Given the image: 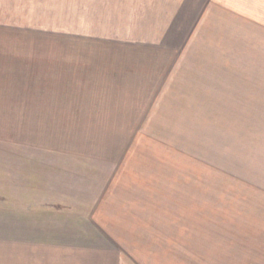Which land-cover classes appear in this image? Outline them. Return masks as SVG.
Listing matches in <instances>:
<instances>
[{
	"label": "rangeland",
	"instance_id": "374dc122",
	"mask_svg": "<svg viewBox=\"0 0 264 264\" xmlns=\"http://www.w3.org/2000/svg\"><path fill=\"white\" fill-rule=\"evenodd\" d=\"M206 1L6 2L10 9L13 4L22 5L14 16L20 25L27 23L30 13L32 39L55 40L65 33L63 39L69 41L71 52H80L86 45L105 54H123L125 48L117 47L118 42H106L117 39L123 43L129 39L131 44L188 38L206 45L211 39L213 45L222 41V46L196 50L201 49L199 55L212 51L214 60H223V71L228 73L225 95H199L214 81L186 79L179 96H166L163 104L154 105L146 126L134 137L123 167H118L124 169L125 165L127 171L122 184L135 190L125 197L156 200L160 213L152 217L154 225L134 221L130 228V223L125 239L107 244L101 240L102 245L117 250L122 264H264V0H244L252 7L247 5L250 15H245L243 23L240 17L239 21L230 17L231 12L221 15L214 10L206 24L202 19L192 28ZM232 1L240 6V0ZM141 6L148 7L142 11L143 24L137 18ZM14 17L6 15L5 19ZM151 20L161 21L160 26L169 31L157 32L158 26ZM216 66L213 64L214 71ZM214 88H218L215 83ZM20 157L22 172L31 171L32 153L21 151ZM36 157L41 166H59L56 157L51 161L39 154ZM76 164L70 167L85 171L84 177L75 176L84 180L79 185L93 197L118 169ZM23 173L19 190L5 195L0 264H32V186L30 190L28 173ZM137 217L142 219L141 214ZM58 236L46 243L77 250L98 242L71 231Z\"/></svg>",
	"mask_w": 264,
	"mask_h": 264
},
{
	"label": "crops",
	"instance_id": "0c3cea01",
	"mask_svg": "<svg viewBox=\"0 0 264 264\" xmlns=\"http://www.w3.org/2000/svg\"><path fill=\"white\" fill-rule=\"evenodd\" d=\"M7 1L0 0V223L4 222L6 192L19 190L26 172L29 189L32 186V264H122L117 250L102 245L101 240L107 244L125 239L130 223V228L134 221L154 225L152 217L160 214L154 199L125 197V193L135 191L122 184L127 171L125 165L121 169L132 151L134 137L146 126L154 105L163 104L166 96H179L186 79L214 81L196 92L199 95H225L228 73L223 71V60H214L212 51L199 55L202 48L207 51L222 46V41L213 45L211 39L208 45H199L188 38L131 44L129 39L124 43L117 39L106 42H118L117 47L125 48L123 54H105L86 45L80 52H71L69 41L63 39L65 33L55 40L32 39L30 13L27 23L20 25L14 16L22 5L15 6L12 1L14 9H10ZM249 4L252 7L244 0L240 6L230 0H207L192 28L202 19L206 24L214 10L221 15L231 12L230 17L238 21L240 17L243 23L245 15H250ZM146 8H138L141 24ZM6 15L14 18L6 20ZM151 21L156 22L157 32L169 31L160 26L161 21ZM213 64L217 65L215 71ZM21 151L32 153L31 171L22 172ZM36 154L48 161L56 157L59 166H41ZM77 162L92 168L95 164L122 167L99 185L102 189L93 197L79 185L84 180L75 177H84V169L70 167ZM68 231L98 242L92 248L77 250L46 243Z\"/></svg>",
	"mask_w": 264,
	"mask_h": 264
}]
</instances>
